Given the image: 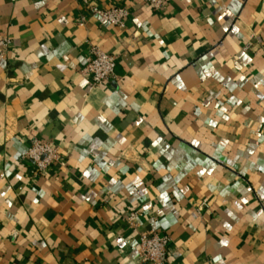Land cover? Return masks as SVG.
<instances>
[{"label": "crops", "instance_id": "crops-1", "mask_svg": "<svg viewBox=\"0 0 264 264\" xmlns=\"http://www.w3.org/2000/svg\"><path fill=\"white\" fill-rule=\"evenodd\" d=\"M0 31V264H144L152 229L165 264H264V0H0Z\"/></svg>", "mask_w": 264, "mask_h": 264}, {"label": "built area", "instance_id": "built-area-1", "mask_svg": "<svg viewBox=\"0 0 264 264\" xmlns=\"http://www.w3.org/2000/svg\"><path fill=\"white\" fill-rule=\"evenodd\" d=\"M171 1L173 0H147L153 10L164 9ZM91 11L103 20L121 27L125 25V20L129 16V10L125 6L109 8L92 6ZM10 47V37L0 31V61L8 58ZM117 63V55L103 51L98 46H91L84 72L90 75L93 85L103 84L117 77ZM23 159L33 162V173L36 175L43 173L54 163L63 165L65 163L58 149L40 137L31 139ZM136 217L137 213H133L129 219L133 223ZM170 242L169 236L159 234L156 229L139 234V254L142 262L144 264H165L169 255Z\"/></svg>", "mask_w": 264, "mask_h": 264}]
</instances>
